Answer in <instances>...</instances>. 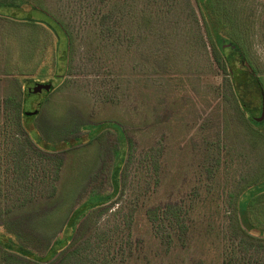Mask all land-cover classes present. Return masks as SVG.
I'll use <instances>...</instances> for the list:
<instances>
[{
    "label": "rangeland",
    "instance_id": "rangeland-1",
    "mask_svg": "<svg viewBox=\"0 0 264 264\" xmlns=\"http://www.w3.org/2000/svg\"><path fill=\"white\" fill-rule=\"evenodd\" d=\"M116 1L109 0L101 11L111 12ZM192 1L198 22L186 16L182 4L171 11L163 4L152 5L142 17L139 9L121 18L119 32L147 29L148 24L155 31L131 49L106 44L98 17L90 12L84 19L75 17L69 71L61 57L58 65L56 49L60 46L63 56L68 45L63 37L59 43L53 24L14 18L0 8V199L5 200L6 188L15 179L11 151L20 131L6 114L10 97L26 111H39L23 122L24 133L36 145L39 137L44 152L65 159L56 192L50 195L53 166L34 158L25 191L32 201L0 220V242L41 257L55 241L64 240L70 214L91 197L88 204L106 202L112 211L123 206L128 214L135 209L130 228L123 224L118 232L112 264H224L229 196L241 176L252 172L258 155L264 160V119L242 123L225 113L221 92L228 72L220 52H214L216 44L199 5ZM235 2L246 50L264 76V0ZM17 3L32 8L26 1ZM42 4L47 15L58 16V0ZM165 28L161 37L158 30ZM37 83L55 88L35 91ZM48 144L67 149L54 152ZM128 150H135L137 162L130 166L126 188L123 177L117 176L121 187L115 194L114 168L121 158L127 159ZM157 150L156 170L147 154ZM257 166V178L249 187L264 182V161ZM167 203L187 211L186 244L176 241L169 246L155 233L148 210ZM90 212L69 231L70 247L89 233ZM116 221L113 217L111 224ZM247 229L264 238V232ZM12 251L0 244V264H5L6 254L17 256Z\"/></svg>",
    "mask_w": 264,
    "mask_h": 264
},
{
    "label": "trees",
    "instance_id": "trees-1",
    "mask_svg": "<svg viewBox=\"0 0 264 264\" xmlns=\"http://www.w3.org/2000/svg\"><path fill=\"white\" fill-rule=\"evenodd\" d=\"M19 1L20 3L28 2L32 8L29 10L25 9L22 4L17 3V0L0 1V8H2L4 13L14 18L36 21L39 24H53L56 27H54L55 34L59 43L63 37L68 45L63 52V56H60L59 53L60 46L56 49L58 65L61 64V61H59L61 57L62 61L66 62L68 71L71 66L70 61L74 58L73 54L71 55L72 48L69 46V38L71 39V31L74 26L73 20L77 16L84 19L90 12L93 17H98L99 33L106 44L115 47L124 45L126 49H131L138 42L143 43L146 37L145 34L155 36V31L152 30L153 26L151 24L144 27H148L147 29L137 27L126 33L117 30L121 18L133 16L139 9H141L139 16L142 17L144 9H149L152 5L163 4L171 11L172 8L177 10L178 6L182 4L186 8V16L198 22L197 10L192 0H118L115 2L114 9L106 13L102 12L100 8L107 4L109 0H58L60 6L59 14L54 18L49 14L47 15L42 4L44 0ZM196 2L203 14L208 33L216 44H213L214 52H220L224 59V63H221L222 67H225L228 72V75L224 77L221 92L224 111L236 116L242 123L244 121L256 123L255 119L258 116L260 117L263 111L264 76L260 75L259 70L253 64L246 50L243 41V22L240 19L238 5L235 0H196ZM163 5H161L162 10L167 11ZM141 6L144 7L140 8ZM34 12L42 16H33L32 13ZM165 30L166 28L162 32L159 29L158 34L162 37L163 33L164 36ZM228 43L236 45V48L229 46ZM62 66H60L61 69ZM66 74L65 72L57 75V77H64ZM54 88V85H52L50 92ZM6 110L8 119L18 124L20 131L14 138V145L11 151L15 179H13L12 186L6 188L5 200L0 199V220L5 219L16 209H20L32 201L31 196L29 197V194H25V191L29 187V174L36 164L34 163L35 157L40 161H47L53 166V183L50 195L56 192V182L60 179L61 169L65 164V159L62 155L44 152L43 148L38 147V145L42 146L41 139L39 137L35 139L38 144L36 145L33 142L34 140H32L33 138L21 129L23 122L26 123L27 118L38 115V110L34 112L24 110L20 101H16L13 97H10L8 102L6 101ZM127 141L128 144L132 143L129 142V139ZM49 146L54 152L67 149H59V147L56 148L52 144L47 145V147ZM129 147L130 149L133 148L131 144ZM254 147L258 150L257 141ZM129 151L130 154L127 159L126 157L121 158L120 163L114 168L113 182L117 184L116 187L114 186L115 194L121 187V184H118L117 176L123 177L121 180L123 187L126 188L127 177L131 170L130 166L137 162L135 150H128V153ZM159 151L157 150L158 153L152 152L151 156L147 154V157L150 158L149 165L156 170L159 168L157 158ZM260 155H258L253 166L255 170L251 168L249 170H252V172L250 171L247 175L241 176L234 192L229 196L227 226L223 236L224 264L264 263V238L252 236L247 229H258L260 232H264V182H259L249 187L253 179L257 178V174H255L257 165L264 161ZM145 163H147L146 159ZM15 195L16 198L14 199ZM90 199L92 198L90 197ZM88 201L83 202L81 206H78L70 214L63 230L64 240L55 241L48 248L46 254L41 257L28 250L9 244V242H5L6 240L0 242L7 250L11 249L12 251L13 249L15 254H17V256L6 254L5 264H112L116 258L114 245L118 243V232L122 230L123 224L130 228L135 209H131L127 214L123 206L112 211L110 207L104 205L106 202L88 204ZM85 211H91L90 231L77 244L70 247L72 236L69 231L74 229L78 218ZM108 213H111L109 216L111 218L105 219L104 224L100 225L99 222ZM148 215L156 235L164 243L169 246L176 241L186 244L189 225L187 223V211L182 205L178 203L160 205L149 209ZM113 217H117V221L111 224ZM120 249H122V246ZM24 258L31 262L28 263Z\"/></svg>",
    "mask_w": 264,
    "mask_h": 264
},
{
    "label": "water",
    "instance_id": "water-1",
    "mask_svg": "<svg viewBox=\"0 0 264 264\" xmlns=\"http://www.w3.org/2000/svg\"><path fill=\"white\" fill-rule=\"evenodd\" d=\"M51 87H52V84H50V83H47V84L37 83L36 88L34 90L36 91V90H41L44 88H46L47 90H50ZM263 119H264V103H263L262 115L260 117H257L256 120H263Z\"/></svg>",
    "mask_w": 264,
    "mask_h": 264
}]
</instances>
